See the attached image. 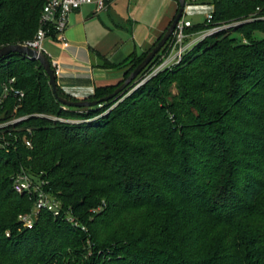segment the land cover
Returning <instances> with one entry per match:
<instances>
[{
	"label": "trees",
	"instance_id": "16d2710c",
	"mask_svg": "<svg viewBox=\"0 0 264 264\" xmlns=\"http://www.w3.org/2000/svg\"><path fill=\"white\" fill-rule=\"evenodd\" d=\"M195 1L213 4V19L187 33L243 23L215 31L129 93L171 52V37L101 105L64 106L39 60L17 52L0 59V95L15 77L25 92L16 114L31 115L16 126L32 141L0 147V264H264V0ZM45 2L0 0V47L33 39ZM156 43L104 62L128 69L89 100L112 93ZM17 104L8 97L6 116ZM23 170L48 181L62 215L44 209L24 227L19 216L35 198L14 188Z\"/></svg>",
	"mask_w": 264,
	"mask_h": 264
},
{
	"label": "crops",
	"instance_id": "0c3cea01",
	"mask_svg": "<svg viewBox=\"0 0 264 264\" xmlns=\"http://www.w3.org/2000/svg\"><path fill=\"white\" fill-rule=\"evenodd\" d=\"M177 10L176 0H113L103 11H98L95 4L74 10L66 31L69 46L44 42L50 57L61 64L56 74L58 86L66 95L80 100L89 99L99 86L117 84L128 67L106 68L104 62L119 64L133 53L148 51Z\"/></svg>",
	"mask_w": 264,
	"mask_h": 264
},
{
	"label": "built area",
	"instance_id": "2783aa9c",
	"mask_svg": "<svg viewBox=\"0 0 264 264\" xmlns=\"http://www.w3.org/2000/svg\"><path fill=\"white\" fill-rule=\"evenodd\" d=\"M112 1L113 0H46L40 16V25L35 37L23 42V44L45 52L49 56L52 67L57 74L61 69V64L59 60L50 57L43 46L44 42L46 40H51L60 43L64 47L69 46L66 31L69 27L70 14L86 4H95L98 11H103L108 9ZM212 19L213 12L208 14L207 23H211ZM192 25V21L186 19L185 16L180 20L172 36L171 52L166 56L159 70L175 65L182 60L185 52L190 48V44H187L189 34L186 29ZM211 27L212 28H208L205 31H201L199 37L203 38L202 36L205 37L208 34L218 31L217 29L220 28V25H213ZM15 82V77H12L2 84L3 90L0 95V147L8 148L16 144L18 140H21L26 146L32 147V141L28 134L24 133L21 135L19 133L20 127L16 126L31 115L18 116L16 114V111L21 106L23 98L25 97V92L16 87ZM11 95L17 97L18 104L15 106L12 115L6 116L5 104L6 100ZM35 116H47L55 120L71 121L69 119L39 113L35 114ZM27 132H31V129L28 128ZM13 181L14 188L17 192L21 194H29L35 198V204L32 211L19 216V219L23 222L25 228H33L39 213L44 209L52 212L55 216L62 215V202L46 189L48 184L47 180L41 179L40 177L23 170L14 176ZM66 219L77 227L81 226L79 220L72 212L66 213ZM82 228L86 230L85 226H82Z\"/></svg>",
	"mask_w": 264,
	"mask_h": 264
},
{
	"label": "water",
	"instance_id": "95a60500",
	"mask_svg": "<svg viewBox=\"0 0 264 264\" xmlns=\"http://www.w3.org/2000/svg\"><path fill=\"white\" fill-rule=\"evenodd\" d=\"M187 6V0H179L178 11L171 21L170 25L167 27L161 39L156 43V45L147 53V55L143 58V60L134 68V70L129 74V76L109 95L95 100L89 99H80V100H72L66 97H63L58 92V83H57V75L52 67L51 60L49 56L36 48L25 45L23 43H14L8 44L0 47V59L10 53H21L26 55L27 57L39 60L42 66L44 67L48 77L49 83L53 89V93L58 99L60 103L67 107H93L97 105H101L102 102L107 101L111 98L116 97L122 91L126 89V87L136 80L142 71L147 67V65L153 60L155 55L166 45L169 39L173 36L178 23L185 16Z\"/></svg>",
	"mask_w": 264,
	"mask_h": 264
},
{
	"label": "rangeland",
	"instance_id": "374dc122",
	"mask_svg": "<svg viewBox=\"0 0 264 264\" xmlns=\"http://www.w3.org/2000/svg\"><path fill=\"white\" fill-rule=\"evenodd\" d=\"M160 1H161V3L163 2V0H160ZM213 9H214L213 4H211L209 2H200V1H195V0H188L187 7H186L185 18L188 19V20H191L194 25L203 24V23H206L207 16H208L209 13L213 12ZM186 15H188V16H186ZM242 23L243 22L224 23V24H221L220 25V28L217 29V30L232 29L234 27L239 26ZM209 28H212V27H209ZM207 29L208 28L206 27V29H203L201 31H205ZM201 31H198V32H188L189 37H188L187 42L190 40V46H191L190 48H192L195 44L200 43L207 36L211 35V34H208L205 37L202 36L203 38H201V37H199ZM232 34L234 36L238 37V38H242V36L238 35L237 33H232ZM256 37L257 38L258 37H261V33H258L257 32L256 33ZM43 46H44V44H43ZM45 47H46V45H45ZM165 58L162 60L161 63L155 64L154 66H152L151 68H149L141 77H139L135 81V83L133 85V88H132V90L129 93L133 92L138 87H140L142 84L146 83L152 77H154L155 75H157L161 71L159 69H160L161 64L164 62ZM171 91L173 93H177L178 92V89H177V86H176L175 83L173 84V86L171 88ZM122 99L123 98H121L120 100H118L112 107L116 106ZM108 111H109V109L106 112H104V113H107ZM53 116H55V115H53ZM261 203H264V198L261 201ZM105 206H106V202L103 201L102 204L98 208H95L93 210V212L102 210V209L105 208Z\"/></svg>",
	"mask_w": 264,
	"mask_h": 264
}]
</instances>
